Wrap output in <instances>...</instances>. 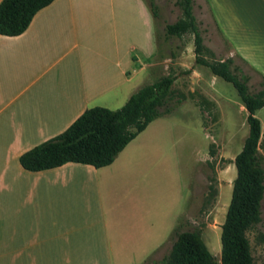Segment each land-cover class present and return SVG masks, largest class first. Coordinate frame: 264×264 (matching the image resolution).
Instances as JSON below:
<instances>
[{
  "label": "crops",
  "instance_id": "1",
  "mask_svg": "<svg viewBox=\"0 0 264 264\" xmlns=\"http://www.w3.org/2000/svg\"><path fill=\"white\" fill-rule=\"evenodd\" d=\"M201 1L235 56L264 76V0ZM141 5L136 0L130 26L122 0H54L22 34L0 35V264H143L166 247L185 214L175 196L161 210L154 178L157 134L170 148V114L105 167L66 163L30 172L19 163L86 110L119 109L143 86L154 65L153 16ZM193 91L179 110L191 104L201 117ZM201 93L215 102L214 91ZM164 165L173 181L174 163Z\"/></svg>",
  "mask_w": 264,
  "mask_h": 264
},
{
  "label": "trees",
  "instance_id": "2",
  "mask_svg": "<svg viewBox=\"0 0 264 264\" xmlns=\"http://www.w3.org/2000/svg\"><path fill=\"white\" fill-rule=\"evenodd\" d=\"M53 1L2 0L0 35L15 37L22 34L34 15ZM174 4L181 17L164 26L165 37L180 38L192 34L195 64L208 68L213 76L230 83L247 112L248 134L234 158L236 177L221 225L219 264H255L247 233L256 230L261 223L264 197V156L259 152L261 127L255 117L256 111L264 108V76L261 77V89L252 93L248 85L250 76L234 63L233 58L208 59L204 53L209 50L203 44L193 11L194 1L175 0ZM183 73L189 74L190 70ZM176 78L174 74L160 76L134 92L119 109L93 107L86 110L63 133L22 154L19 157L21 167L39 172L66 163L86 164L94 168L110 165L149 123L169 115L185 101L184 94L173 91ZM209 195L212 196L213 192ZM181 227L177 225L171 231V247L160 262L149 257L143 264H217L202 239L200 229L182 230ZM256 240L264 246V233L260 230H257Z\"/></svg>",
  "mask_w": 264,
  "mask_h": 264
},
{
  "label": "rangeland",
  "instance_id": "3",
  "mask_svg": "<svg viewBox=\"0 0 264 264\" xmlns=\"http://www.w3.org/2000/svg\"><path fill=\"white\" fill-rule=\"evenodd\" d=\"M193 1V11L203 44L209 50L204 55L212 60L233 58L234 63L250 76V92L257 93L261 89V77L235 56L231 45L215 28L206 5L201 0ZM122 2L126 3L129 25L134 26L132 18L137 10L136 0ZM174 2L175 0H141L146 15L148 12H151L152 16L153 12L156 14L149 22V39L153 51L149 61L154 65L148 76L143 78L142 84H150L162 75H176L179 79L176 78L173 91L184 94L187 99L185 91L193 89L194 91L190 92V100L199 107L202 116H195L191 104L184 105L180 110L178 106L170 113L173 117L169 118V122L174 126L168 134L170 148L165 146L168 142H163L162 134H157L160 156L159 165H154V178L159 179L161 210L170 209L172 198L175 196L176 209L185 211L178 225L182 226V230L200 229L207 249L219 264L221 225L236 177L234 158L240 152L248 134L247 112L230 83L213 76L206 67L195 64L192 34L180 38L165 37L164 26L181 17V12ZM194 68L197 70L194 79L186 80L185 75L188 74L183 72H192ZM204 87L207 93L212 94L214 91L215 102L208 100L203 92L201 93ZM255 117L261 126L260 154L264 155V108L257 110ZM167 161L174 163L173 181L171 172L169 175L164 165ZM211 191L212 196L209 195ZM180 199L183 200L181 209ZM257 230L264 233V203L261 223L256 230L247 233L254 263L264 264V246L256 240ZM170 244L169 240L166 247L152 259L160 262L168 254Z\"/></svg>",
  "mask_w": 264,
  "mask_h": 264
}]
</instances>
